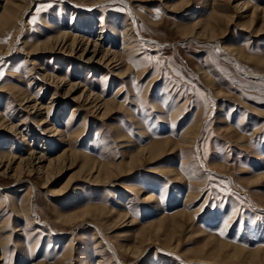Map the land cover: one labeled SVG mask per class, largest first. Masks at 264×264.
<instances>
[{"label":"rangeland","instance_id":"1","mask_svg":"<svg viewBox=\"0 0 264 264\" xmlns=\"http://www.w3.org/2000/svg\"><path fill=\"white\" fill-rule=\"evenodd\" d=\"M100 1L0 0V150L64 154L0 171V264H264V0Z\"/></svg>","mask_w":264,"mask_h":264},{"label":"bare ground","instance_id":"2","mask_svg":"<svg viewBox=\"0 0 264 264\" xmlns=\"http://www.w3.org/2000/svg\"><path fill=\"white\" fill-rule=\"evenodd\" d=\"M12 1L15 2L17 0H12ZM108 1H110V0H103V1H100L98 3L108 2ZM7 2H8V0H7ZM95 4L96 3H93L94 6H95ZM249 7H250V2L248 0H244L243 2H241V4H239L240 10L242 9L243 12H246L249 9ZM258 10H260V12L262 14H264V6L260 7V8L258 6L257 7L253 6L251 15L253 16V13L255 11H258ZM120 32L124 36V41L125 42H124V45H123V49L125 50V49L131 47V43L135 40L134 39L135 38L134 34H136V33H135V28L133 26V22L130 21V23L128 25H126L125 28L120 30ZM103 34L104 33H101V35H100L101 36L100 38H102V39H104L102 37ZM68 35H69L68 33H66V34L63 33V34L58 35L57 39L56 38H55L56 40L54 39L55 43H56L55 46H57V48L59 46L60 47L61 46L65 47L67 45V43H68ZM71 37H72V42L70 43L71 51H74L80 45L83 46L85 44V42H84L85 38L84 37L83 38H80V37H77V36H71ZM131 38H132V41L130 40ZM51 40H49V41H51ZM118 55L123 58V59L119 58V59H121L120 63H123L124 60H125L123 53H119L117 51L114 52L113 50L110 49V47H104L99 41H95V42H92V43L90 41H88L86 43V45L84 46V48L82 49L81 59H84V58L87 57L86 58L87 60L85 59L87 63H92V64H94V63H103V64H105V66H110L111 64L112 65L114 64V60L118 59ZM120 63H118V64H120ZM42 77L44 79L45 78L46 79L47 78H50V79L52 78V80H54L56 82L59 81L61 83V85L63 84V80H60L59 78L54 77V75L46 74V75H42ZM73 87H76V86H73ZM71 92H74V89L72 87H71V89H69V92L67 91V94L69 93L68 95H71ZM65 96H66V94H65ZM54 98L55 97L53 96V98L51 100L52 102H50V104L53 103ZM86 100L89 101V103H90L89 98H87ZM23 102H24L23 105H25V109L28 110L30 108V110H28L29 114H31V115L33 114L34 117H36L38 115L40 116L39 120H38L39 121L38 125L41 126V130H42L43 134L51 135L50 137L58 135V136H61L62 139H64L63 133L61 131H59L57 129V127H55V125L50 124V120L48 118V114L43 115L41 113L42 112L41 110L45 109V108H43L40 104H37V102L35 101V98L33 97L32 94H27V95L25 94ZM0 117H1V114H0ZM0 120H6V119L4 117V118H0ZM24 123H25V121H22V123L20 125H18L17 128H19ZM8 127H9V128H7L9 130L8 132H10V133H12V132L13 133H17L18 132V135L20 133V135L23 136V139L25 138V134L23 132L22 133L19 132V129H17L16 126L11 124ZM43 143L44 144H42V146L39 145L38 148L43 147L45 149L44 146H45L46 142L43 141ZM36 148H37V146H36ZM31 150L32 151L30 152V154L27 157H21V156L18 157L15 154L5 153L6 151L4 152V151L0 150V171H2V177L7 178V177H9L10 173L13 172V176H16L18 178L17 179L18 182L22 181L23 176L26 173H28L29 175H33V174H36V173L37 174H42L43 178H44V175L48 174L47 171L50 169V167L53 166L54 162L62 159V157L64 156V154H63V155L57 156L55 158V160L48 161V159L46 158V155L42 151L38 152L36 150L34 151L33 149H31ZM46 180H47V178H46ZM49 182H51V181L47 180V183H49ZM144 197H145L144 200H147L148 202H150V200L152 199V196L144 195ZM2 207H3L2 202H0V213L2 211ZM83 216H85V214ZM126 216H128V214ZM133 222H134V220L130 219L129 223H133ZM3 227L4 226H0V233L3 231V230H1ZM2 244L3 243L0 240V248L2 247ZM67 252H69V250H67ZM3 254L4 253L2 251V253L0 254V260L3 259Z\"/></svg>","mask_w":264,"mask_h":264}]
</instances>
